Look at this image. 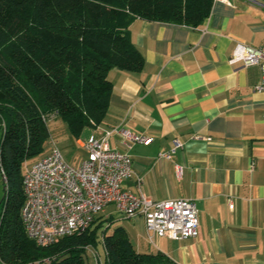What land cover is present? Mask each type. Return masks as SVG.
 Returning <instances> with one entry per match:
<instances>
[{"label": "crops", "instance_id": "obj_1", "mask_svg": "<svg viewBox=\"0 0 264 264\" xmlns=\"http://www.w3.org/2000/svg\"><path fill=\"white\" fill-rule=\"evenodd\" d=\"M129 31L144 66L110 70V105L91 134L117 127L150 137L131 147L120 133L109 137L132 157L122 187L156 200L193 199L199 235L151 242L144 218L113 203L97 217L109 232L125 228L138 252L161 251L180 264H264V73L229 62L238 42L264 45V1L214 0L198 26L138 17ZM175 139L183 146L160 157ZM88 249L96 264L105 261Z\"/></svg>", "mask_w": 264, "mask_h": 264}, {"label": "trees", "instance_id": "obj_2", "mask_svg": "<svg viewBox=\"0 0 264 264\" xmlns=\"http://www.w3.org/2000/svg\"><path fill=\"white\" fill-rule=\"evenodd\" d=\"M264 1V0H263ZM214 0H0V264H180L164 252L142 253L127 231L95 217L90 227L39 246L21 209L24 169L44 155L52 114L80 138L105 118L114 68L137 71L144 56L131 39L136 18L200 25Z\"/></svg>", "mask_w": 264, "mask_h": 264}, {"label": "built area", "instance_id": "obj_3", "mask_svg": "<svg viewBox=\"0 0 264 264\" xmlns=\"http://www.w3.org/2000/svg\"><path fill=\"white\" fill-rule=\"evenodd\" d=\"M229 62L260 66L264 73V45L238 42ZM258 88L264 89V85ZM55 116L52 114L49 120ZM92 124L96 125L94 121ZM115 133L125 137L129 147L152 140L114 127L103 135L93 133L83 141L87 156L79 164L69 163L56 144L48 153L26 163L21 214L27 236L39 246L86 231L111 203L127 216L143 217L151 242L153 236L175 241L198 237V209L193 199L156 200L122 187L124 179L133 175V161L130 154L111 147L109 137ZM182 146L175 139L172 149L159 156L170 158ZM176 170L180 174L181 166Z\"/></svg>", "mask_w": 264, "mask_h": 264}, {"label": "rangeland", "instance_id": "obj_4", "mask_svg": "<svg viewBox=\"0 0 264 264\" xmlns=\"http://www.w3.org/2000/svg\"><path fill=\"white\" fill-rule=\"evenodd\" d=\"M49 129V137L45 142L44 152L43 154L48 153L53 144H56L57 147L61 150L62 154L66 158V160L76 165L80 160H82L86 152L85 150L78 144V139L85 140L92 133V127L87 126L81 133L80 138H76L70 131L68 122L64 120L60 116H55L51 118L48 122ZM2 136V131H0V139ZM35 158H29L27 162L30 164L33 162ZM102 216V215H100ZM97 251L100 253L101 260L105 259V249L101 242L97 245ZM87 264H96V260L94 258V253L92 250L88 249L87 252Z\"/></svg>", "mask_w": 264, "mask_h": 264}]
</instances>
